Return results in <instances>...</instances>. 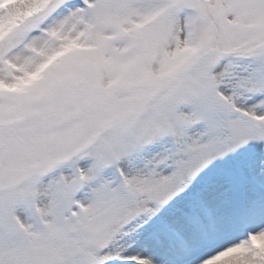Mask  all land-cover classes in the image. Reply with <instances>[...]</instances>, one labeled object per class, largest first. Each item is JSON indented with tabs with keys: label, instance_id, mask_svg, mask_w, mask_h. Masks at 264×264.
<instances>
[{
	"label": "snow or ice",
	"instance_id": "snow-or-ice-1",
	"mask_svg": "<svg viewBox=\"0 0 264 264\" xmlns=\"http://www.w3.org/2000/svg\"><path fill=\"white\" fill-rule=\"evenodd\" d=\"M0 264H264V0H0Z\"/></svg>",
	"mask_w": 264,
	"mask_h": 264
}]
</instances>
